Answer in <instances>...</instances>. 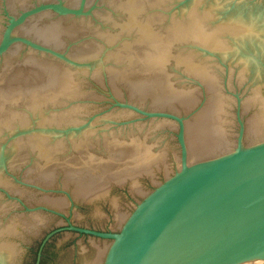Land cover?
<instances>
[{"label":"water","instance_id":"water-1","mask_svg":"<svg viewBox=\"0 0 264 264\" xmlns=\"http://www.w3.org/2000/svg\"><path fill=\"white\" fill-rule=\"evenodd\" d=\"M41 243L264 264V0H0V264Z\"/></svg>","mask_w":264,"mask_h":264},{"label":"flooded vegetation","instance_id":"flooded-vegetation-1","mask_svg":"<svg viewBox=\"0 0 264 264\" xmlns=\"http://www.w3.org/2000/svg\"><path fill=\"white\" fill-rule=\"evenodd\" d=\"M91 230V229H90ZM94 231H97V230H94ZM99 232H102V231H99ZM77 236H83V237H90L92 240H95L96 242L97 241H104L106 239H98L96 237H93V236H90V235H86V234H80V233H77ZM108 241V240H106ZM44 246V244L41 243L40 247L38 248L37 252H36V257H35V260H34V263L33 264H39L40 262V259H41V251H42V247ZM92 246V245H91ZM83 247H86V246H83ZM87 249H89V252L92 250V247L88 246ZM40 250V251H39ZM88 251V250H87ZM38 252H40V257L39 259L37 260V254ZM81 263V262H80Z\"/></svg>","mask_w":264,"mask_h":264}]
</instances>
